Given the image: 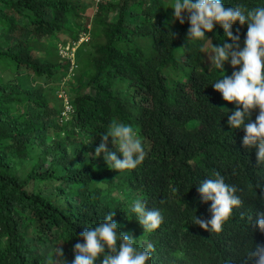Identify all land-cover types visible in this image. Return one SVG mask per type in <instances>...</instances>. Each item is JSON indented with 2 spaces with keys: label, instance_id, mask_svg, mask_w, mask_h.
<instances>
[{
  "label": "trees",
  "instance_id": "trees-1",
  "mask_svg": "<svg viewBox=\"0 0 264 264\" xmlns=\"http://www.w3.org/2000/svg\"><path fill=\"white\" fill-rule=\"evenodd\" d=\"M224 3L264 6V0ZM81 7L79 0H0V62L15 61L17 71L25 69L37 81L31 88L0 83V264H47L51 251L41 248L50 245L62 248L70 262L79 234L109 211L120 231L154 245L151 264H238L248 249L264 244V233L247 219L264 212L257 187L264 186V164L256 162L254 148L242 146L243 130L226 123L223 107L231 110L233 104L211 86L220 73L202 52L209 42L188 43L187 22L167 27L173 10L168 16L162 0L100 3L94 34L100 31L103 39L88 43L92 56L83 59L81 76L71 79L70 61L53 42L64 15ZM237 27L242 44L247 28L234 24V34ZM214 32L206 35L220 43L223 30L217 25ZM37 51L41 55L31 54ZM224 68L227 75L233 71L228 63ZM65 77L74 113L60 127L53 125L59 107L42 84ZM120 122L133 126L147 152L141 165L122 173L87 154L99 145L100 134ZM215 172L236 185L242 205L222 232L209 233L192 219H210L211 202L201 203L196 188ZM135 199L146 200L164 218L149 235L140 233L129 211Z\"/></svg>",
  "mask_w": 264,
  "mask_h": 264
},
{
  "label": "clouds",
  "instance_id": "clouds-1",
  "mask_svg": "<svg viewBox=\"0 0 264 264\" xmlns=\"http://www.w3.org/2000/svg\"><path fill=\"white\" fill-rule=\"evenodd\" d=\"M109 1L117 0L88 2L94 6L95 17L100 11V3L105 4ZM168 8L173 11L171 20L166 23L167 27L176 22L181 25L187 22L188 43L209 42L210 49H202V52L206 55L209 67L220 73L211 86L224 101L233 104L231 110L223 107L227 113L226 123L232 130H243L242 146L247 149L254 148L256 162L264 164V6L249 9L239 4L226 6L224 0H173L171 6L165 9ZM237 23L241 27L246 25L247 28L242 44L240 28L235 29V34L233 31V25ZM217 25L223 30V34L220 35L221 42L213 44L212 39L206 34L213 33V37L216 36L214 28ZM171 35L174 38L177 34L171 32ZM81 38L83 37H76L72 46ZM89 41L90 39L87 43ZM62 48L63 46L58 48L59 54ZM65 58L70 61V70L75 65L74 54L72 58L71 56ZM201 60L203 63L204 58L201 57ZM225 63L233 68L230 75L225 72ZM65 97L67 107H64L62 97H59L61 99L58 114L63 112L68 119L60 118V124L71 119L74 113L68 95ZM254 110L257 114L253 120ZM100 137L99 145L87 154L93 159L102 157L109 169L118 173L133 170L146 158L147 152L142 140L130 124L112 123L107 132L100 134ZM109 138L112 150L108 148ZM89 142L90 139L85 144ZM117 153L122 159L118 158ZM257 187L261 188V194L264 195V186L257 184ZM171 191L174 194L178 193L176 188H172ZM196 191L201 203L211 202L208 208L210 219L205 220L194 214L192 224L209 233L222 232L234 209L242 205V200L236 194L238 191L236 185L226 183L224 177L215 172L213 178L200 182ZM147 205L146 200L135 199L129 211L134 214L136 223L143 228L141 233L149 235L160 227L164 218L158 209L148 208ZM114 215V211H109L100 222L87 226L79 234L78 242L72 248L74 258L70 262L65 258L63 249L56 246L49 252L47 264H96L97 261L99 264H151L154 245L140 244L131 233L120 231V225L113 219ZM247 219L248 225L254 224L264 233V212H257L254 221L252 215ZM238 264H264V244L256 245L255 250H252V247L248 249Z\"/></svg>",
  "mask_w": 264,
  "mask_h": 264
},
{
  "label": "rangeland",
  "instance_id": "rangeland-1",
  "mask_svg": "<svg viewBox=\"0 0 264 264\" xmlns=\"http://www.w3.org/2000/svg\"><path fill=\"white\" fill-rule=\"evenodd\" d=\"M82 4L83 7H81V10H77L76 13H69L64 15V17L62 18V20L60 21V24L58 26V29L55 31V35H54V44L57 46V50L58 48L61 46H63L61 50V57H67V56H71V58L75 57V65L73 68H71L67 75L71 77V79H75L79 76H81V69L80 66L83 63V59L88 60L93 53V48L88 44L89 42H92L93 45L98 44L102 41V36L100 31L96 34H94V31L96 29H99L100 26L96 25L95 23V16H94V6L90 2L91 0H79ZM171 0H162L165 8L170 7ZM165 13L170 16L171 12L170 9H165ZM105 16L108 17V15L106 14V12H104ZM171 17V16H170ZM116 18V15H115ZM172 18V17H171ZM126 20H129V12L127 11L126 14ZM88 32L90 34H88ZM83 37L81 38V40H79L77 42V44L73 45V40L76 37ZM4 38L2 34H0V48H4L3 46V41ZM88 39H90V41L87 43ZM79 43V44H78ZM68 45H71L72 47H69ZM78 52L77 56L76 53ZM32 55H41L40 52H33L31 53ZM207 59V58H206ZM17 63L15 61L12 60H3V62H0V83L2 82L3 84H9V85H14L19 83V85L23 88H31L33 87V85H36V80L33 79L32 76L29 75V72L25 69H19V71H17L18 67L16 66ZM79 66V69H78ZM78 69V70H77ZM75 70V71H74ZM77 70V71H76ZM24 71V72H23ZM62 74V69L60 68L59 70L56 71V76H60ZM54 75V76H55ZM55 76V78H56ZM85 80H87L86 78H84ZM58 79H55L56 82H52L50 84H46L45 82H43V88L45 89L46 92H48V97H54L53 100H55L56 105L59 107L60 106V101L59 97H62V100L64 102V107L66 105V100H64V98H66V91L63 89L66 82L69 81L68 77H65L62 80L57 81ZM58 98V100H57ZM28 109V107L25 108H21L22 111H26ZM67 118L68 116H65L63 114V112H61L60 114H57L56 119L53 122V125H60V118ZM68 119V118H67ZM61 127V125H60ZM71 129V126H70ZM66 131V130H65ZM88 133V131H85ZM39 136H43L41 135L40 132L37 133ZM43 134V133H42ZM64 134V133H62ZM89 134V133H88ZM61 138L64 137V135H60ZM83 140V137L80 136L78 138H76V142H81ZM92 141V140H91ZM36 151L39 152V150L34 149L33 153L36 154ZM28 163L25 164V166ZM53 191V190H51ZM46 192V191H44ZM50 192V191H49ZM121 193V192H119ZM123 196H129L130 194L128 192H123L122 193ZM141 233V231H140ZM42 250H44L45 252L48 251H53V246H48L45 248L42 247Z\"/></svg>",
  "mask_w": 264,
  "mask_h": 264
}]
</instances>
